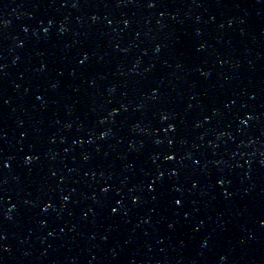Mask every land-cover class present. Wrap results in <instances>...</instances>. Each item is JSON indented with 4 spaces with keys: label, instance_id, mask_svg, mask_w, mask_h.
Wrapping results in <instances>:
<instances>
[{
    "label": "water",
    "instance_id": "95a60500",
    "mask_svg": "<svg viewBox=\"0 0 264 264\" xmlns=\"http://www.w3.org/2000/svg\"><path fill=\"white\" fill-rule=\"evenodd\" d=\"M0 264H264V0H0Z\"/></svg>",
    "mask_w": 264,
    "mask_h": 264
},
{
    "label": "snow or ice",
    "instance_id": "6c2138e0",
    "mask_svg": "<svg viewBox=\"0 0 264 264\" xmlns=\"http://www.w3.org/2000/svg\"><path fill=\"white\" fill-rule=\"evenodd\" d=\"M180 201H177V203H179Z\"/></svg>",
    "mask_w": 264,
    "mask_h": 264
}]
</instances>
